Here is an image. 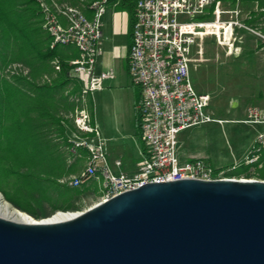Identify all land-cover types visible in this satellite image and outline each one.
I'll return each instance as SVG.
<instances>
[{"label": "built area", "instance_id": "1", "mask_svg": "<svg viewBox=\"0 0 264 264\" xmlns=\"http://www.w3.org/2000/svg\"><path fill=\"white\" fill-rule=\"evenodd\" d=\"M135 5L129 73L141 91L138 106L139 126L147 157L135 176L116 174L108 161L107 141L93 125L87 101L114 73H96L98 60L104 55L103 27L109 0H95L88 5L72 6L55 0H39L43 28L51 38V48H76L79 59L70 62V77L82 84L80 105L71 116L78 131L70 141L74 152L88 154L84 171L60 180L72 189L90 181L101 186L99 203H106L123 193L146 184L181 180L252 181L264 170V130L255 138L251 153L243 163L229 168H215L205 159L182 163L178 155L181 133L208 124L219 123L209 112L211 96L200 93L192 82L194 56L200 41L213 38L230 56L243 54L244 35L252 36L249 13L225 8L218 0H132ZM87 12L91 14L89 17ZM198 54H202L199 50ZM56 71L61 67L54 62ZM10 76L29 75L21 64L10 66ZM48 80V77H46ZM245 124L263 125L264 111L247 109ZM120 167L121 163L117 162ZM240 170L241 176H232Z\"/></svg>", "mask_w": 264, "mask_h": 264}, {"label": "water", "instance_id": "2", "mask_svg": "<svg viewBox=\"0 0 264 264\" xmlns=\"http://www.w3.org/2000/svg\"><path fill=\"white\" fill-rule=\"evenodd\" d=\"M56 214L73 216L0 217V264H264V181L152 183Z\"/></svg>", "mask_w": 264, "mask_h": 264}, {"label": "trees", "instance_id": "3", "mask_svg": "<svg viewBox=\"0 0 264 264\" xmlns=\"http://www.w3.org/2000/svg\"><path fill=\"white\" fill-rule=\"evenodd\" d=\"M88 1L77 0L76 6L88 5ZM218 1L225 8L237 4L257 8L247 22L252 28L264 20V0ZM132 9L131 32L135 5ZM60 48H51L39 0H0V192L15 208L36 220L59 211H80L57 208L59 203H75L83 195L78 189L69 195L60 191V180L73 172L71 166L68 168V155L74 152L63 122L81 104L83 89L70 77V57ZM55 61L60 64V72L55 69ZM15 64L28 68L29 75L6 76V70ZM81 154L87 155L85 151ZM246 172L240 170L232 176Z\"/></svg>", "mask_w": 264, "mask_h": 264}, {"label": "rangeland", "instance_id": "4", "mask_svg": "<svg viewBox=\"0 0 264 264\" xmlns=\"http://www.w3.org/2000/svg\"><path fill=\"white\" fill-rule=\"evenodd\" d=\"M241 8L243 19L251 11H257V8ZM107 24L109 41L103 48L105 54L101 58L103 63L99 72H113L115 77L105 83L102 90L92 93L91 99L97 126L102 137L108 141V161L112 167L117 158H125L128 163L137 159L141 142L135 135L136 127L130 129L123 121L126 106L139 90L133 84L127 67L128 29L125 27L115 33L111 29V23L107 21ZM263 27L264 20H261L259 27L252 28V36L244 35V52L240 57L230 56L226 50L217 46L213 38L200 41L195 53L192 82L198 92L211 96L209 112L216 120L235 122L208 124L182 133L181 136L191 144L189 148L195 151L194 156L207 160L215 168L243 163L251 153L254 135L252 126L239 121L247 119L245 112L250 107L264 110ZM199 50L202 54H198ZM5 75L9 76L8 72ZM59 143L64 147L62 140ZM83 161L77 160L76 163L80 166ZM263 176L264 170L252 176V180L264 181ZM73 190L67 185H62L60 189L63 195L72 194ZM3 198L9 203L4 195ZM60 201L64 202L62 199Z\"/></svg>", "mask_w": 264, "mask_h": 264}, {"label": "crops", "instance_id": "5", "mask_svg": "<svg viewBox=\"0 0 264 264\" xmlns=\"http://www.w3.org/2000/svg\"><path fill=\"white\" fill-rule=\"evenodd\" d=\"M55 1H57L58 3H61V2H59L60 0H55ZM93 1H95V0H93ZM78 3L79 2H77V0H74V1L72 0L69 2H64V3L62 2L61 4H68V5L76 6V5H78ZM88 3H91V2L88 1ZM133 5H134V3L132 0H109L108 6H107V13L104 17V27H103V48L106 47L107 41H109V38H108L107 32H106V26L108 25L107 21H108V23H111V27H112L111 29L115 33H118L119 31H121L125 27H126V29H128V38H129L128 40L129 41L127 42L128 48H127V53H126L128 70H129V61H128L129 51H130V47L132 45V36H133V31L131 32ZM240 7H244V6L240 5ZM250 9H252V6L250 7ZM250 14L252 15V11L250 12ZM87 15L89 17L91 16V14L89 12H87ZM60 50L62 53H66L70 57V62L75 61V60L79 59V57H80V53L76 48H60ZM116 51H117V49H116ZM77 54L79 55V57L73 58ZM104 54H105V52H104ZM103 56L101 58H103ZM101 58L98 60V63L96 65V73L97 74H100L99 67H101L100 65H102V63H103ZM113 79L105 81L104 85H105V83H107ZM140 103H141V91L139 89L135 98L132 100V102L126 106L125 114L123 116V121L127 127L132 129V127L135 126L137 129L135 135H137L139 137L140 142H141V149H140L139 157L137 159H135L132 163H128L127 161H125V158H117L115 160V165L112 166V169L114 170V172L116 174L123 173L129 177L135 176L138 172L139 165L147 157V153H145V147H144L143 140L141 139V134H140L139 114H138V106L140 105ZM87 106H88V111H89L91 118H92V123H93V125L97 126V123H96L95 117H94V112H93L94 107H93V101L91 99V95L88 98ZM74 112H75V110L69 116H67V120L69 122H67V120H66V122H63L64 127L66 129L65 135H66V138L68 139L69 142L73 139L74 135L78 133V131L75 127V124L73 122V119L71 118V116L74 114ZM245 114L247 117V111L245 112ZM218 121H222L221 124L216 123L219 125H223V124H226L229 122H235V121H228V120H218ZM239 122L245 124L244 121H239ZM245 125L252 126V131L254 132V135L252 137V146H253L255 138L257 137V135L260 132H262L264 130V126L263 125H250V124H245ZM192 130H194V129H192ZM185 132H187V131H185ZM185 132H183V133H185ZM181 134L179 136V146H178V155H179L180 161L182 163H187V162L194 161L196 159H202L200 157L194 156L195 151H192L189 148L191 144H188L189 142L187 140H184V138L181 136ZM101 136H102V134H101ZM107 145H108V141H107ZM82 151H85V150H79V152H73L72 154L68 155V164H69L68 168L71 166L73 169V172H71L70 175H68V177H64L63 179H68L71 177L78 176L84 171L86 164H87L88 154L85 151L87 155L83 156L81 154ZM109 153H110V150L108 147V155H109ZM78 159L84 160L83 161L84 163L81 164L80 166L76 163V161ZM117 162L121 163L120 167L116 166ZM229 167H231V166H228V167L224 166L222 168H229ZM78 190H80L83 193L80 200L76 201L75 203H61L58 206L57 210H74L77 208L80 211H84V210H87V209L93 207L94 205H96L100 202L101 186L96 181H90V182L84 184ZM59 212H62V211H59Z\"/></svg>", "mask_w": 264, "mask_h": 264}, {"label": "bare ground", "instance_id": "6", "mask_svg": "<svg viewBox=\"0 0 264 264\" xmlns=\"http://www.w3.org/2000/svg\"><path fill=\"white\" fill-rule=\"evenodd\" d=\"M72 216L73 215H70V214H56L47 219L36 220L32 218L30 215H28L27 213H24L12 207L9 203H7L4 200L3 196L0 194V217L6 220H10V221L21 223V224H28V223H32L35 221L53 223V222H58V221L69 219Z\"/></svg>", "mask_w": 264, "mask_h": 264}]
</instances>
